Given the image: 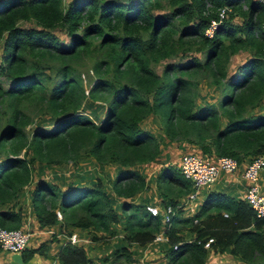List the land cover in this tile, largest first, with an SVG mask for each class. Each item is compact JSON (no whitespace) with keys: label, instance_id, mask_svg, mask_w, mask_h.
<instances>
[{"label":"trees","instance_id":"trees-1","mask_svg":"<svg viewBox=\"0 0 264 264\" xmlns=\"http://www.w3.org/2000/svg\"><path fill=\"white\" fill-rule=\"evenodd\" d=\"M222 5L229 9L213 36H205ZM240 51L247 58L228 73L230 57ZM84 58L90 68L81 73ZM161 61L157 72L152 66ZM200 78L218 90L216 102L202 101ZM95 106L103 107L97 120ZM45 115L48 124L35 122ZM146 117L155 129L141 126ZM161 140L176 151L195 145L206 158L230 155L238 164L264 153L260 0H0L1 226L21 227L18 196L26 190L40 226L62 222L106 241L121 219L128 242L143 244L162 231L166 264H203L208 249L226 248L246 264H264V216L244 198L213 190L193 214L182 215L177 198L192 186L170 161L153 177V190L173 208L168 224L146 210L147 202L125 200L149 188L135 166L157 160ZM78 160L95 168L80 171ZM107 186L123 200L119 211ZM34 252L48 256L45 242L20 251L23 260ZM119 254L130 259L121 246L107 264ZM56 258L90 263L69 242Z\"/></svg>","mask_w":264,"mask_h":264},{"label":"crops","instance_id":"crops-1","mask_svg":"<svg viewBox=\"0 0 264 264\" xmlns=\"http://www.w3.org/2000/svg\"><path fill=\"white\" fill-rule=\"evenodd\" d=\"M148 119L149 122L144 127L155 129L157 126L156 122L152 119V117H148ZM173 146H175V144H173ZM187 149L188 150H183L182 148L179 151H176L172 147L170 150V152H172L170 157L175 158L174 161H170V163L178 166L180 155L185 152H193V149L191 147L187 146ZM166 152L168 151L163 152L161 150L162 154H159L157 160H153L144 164H138L135 166L138 170L143 173L145 180L149 185V188L141 192H137L132 196L125 198V200H130L137 203L147 202L153 204L158 208L159 211H161L163 202L160 200V197L156 193V191L153 190V177L162 162L166 160ZM207 158L213 161L215 157ZM246 160L247 157L238 164L237 169L233 172H228L221 169L218 170L213 183L207 188H198L194 197H198L200 200H203L205 193L208 190H213L217 192H223L234 197L243 198L246 182L241 176V169L243 168ZM262 169H264V167ZM106 170H108L109 173H112L113 166L106 167ZM260 172L258 174L257 184L259 185L260 189L264 191V176L261 177ZM106 190L112 196L113 204L116 205V209L119 211L120 208L118 207V204L123 200L114 196V194L109 190L108 186L106 187ZM188 198L189 197L187 194L177 198V204H182V215H185L187 210H192L194 212L198 208L199 204H195V202H193V204H184V201ZM18 202L21 205L22 213L21 227L27 228L29 226V229L27 228V232L29 234L28 238L30 239H27L26 247H35L40 242H45L46 254H48V256H46L43 255V253L34 252L30 256V258L27 259H30V261H32V264H47L49 261H55L57 263L58 260L56 258V254L59 248L64 243L69 242L68 236L70 233H73L76 237V240L71 244H75L83 248L86 257L90 261L89 264H107L111 260L113 253L116 252V250L119 249V247L121 246L127 248L130 259H128L127 256L124 254H119L115 261L120 264H166V258L164 256L163 251L167 248L168 243L166 240V236L162 233V231L156 233L158 237L155 236L151 241L143 244H138L136 242L131 241L128 242L123 237V221L120 219L118 222L112 224L111 229H114V232L112 233V235L108 236V239L106 241H93L91 240V234L84 228L63 225L62 222H56L55 224L47 226H40L36 218L33 216V211L31 210L29 204L28 192L26 190L24 191V193L22 192L19 194ZM27 214L30 215V218ZM120 214L122 213L120 212ZM183 233L186 236L190 237V234L188 232L184 231ZM9 256V251L0 249V264H8ZM219 263L246 264L240 259H238L236 256L232 255L227 248L221 251L208 249L204 264ZM58 264L60 263L58 262Z\"/></svg>","mask_w":264,"mask_h":264},{"label":"built area","instance_id":"built-area-1","mask_svg":"<svg viewBox=\"0 0 264 264\" xmlns=\"http://www.w3.org/2000/svg\"><path fill=\"white\" fill-rule=\"evenodd\" d=\"M264 4V0H260ZM226 5L217 8L216 15L210 17L207 25L203 29V34L211 37L218 23L224 18ZM238 167V162L233 156L219 155L214 160L192 152H185L179 158L178 170L180 174L191 182L192 190L188 193L189 198H194L196 190L200 187H209L216 178L218 170L233 172ZM264 167V153L258 154L245 162L241 169V176L245 180L244 199L252 208L256 216H264V191L257 184V178L260 170ZM145 208L151 214L160 213L162 220L169 223L173 213L170 204L162 205L161 211L156 206L146 203ZM56 218H61V212L55 210ZM28 232L21 227L6 228L0 225V248L9 252H20L27 243ZM158 237V235H155ZM69 242L73 243L76 237L73 233L68 236ZM211 238H207L203 246L208 248ZM47 264H57L55 261H49Z\"/></svg>","mask_w":264,"mask_h":264},{"label":"rangeland","instance_id":"rangeland-1","mask_svg":"<svg viewBox=\"0 0 264 264\" xmlns=\"http://www.w3.org/2000/svg\"><path fill=\"white\" fill-rule=\"evenodd\" d=\"M65 1L66 0H63V2L65 3ZM21 23V22H20ZM23 24L25 23V22H22ZM26 23H28V22H26ZM57 33H58V35L60 36V37H65V35L61 32V30H57ZM180 53V52H179ZM194 54H196V55H199V53L198 52H194ZM247 56H248V53L246 52V51H240V52H237L236 54H234V55H232L231 57H230V60H229V63H228V73H230V72H232V71H235V69H236V67L241 63V62H243L246 58H247ZM177 57H172V58H170V59H168V60H175ZM162 63H163V61H161V62H157V63H154L153 64V68H155V70L157 71V72H160L161 71V68H162ZM90 61L89 60H87L86 58H84L83 60H81V64H79V65H77V68H78V70L82 73V71H84L85 69H89L90 67ZM90 71V70H89ZM88 75H91L92 76V72H88V74L87 73H84V79L85 80H87L88 79ZM205 78H200L199 79V83H198V94H199V96L202 98V101H208V102H216V97L218 96V90H216V89H213V87L212 86H210V85H208L207 83H206V81L204 80ZM87 86V85H86ZM197 100H200L199 99V97L197 98ZM102 106L101 107H98V106H95L93 109H94V111H95V116H94V119L95 120H97L98 119V115L100 116V113L102 112ZM82 110H85V111H88L89 109H88V107H86V106H83L82 107ZM97 116V117H96ZM150 118V117H149ZM50 119H49V117L48 116H41L40 118H38V119H36L35 120V122H40L41 124H48L50 121H49ZM148 122H149V119H148V117H146L145 119H143V121L141 122V126L142 127H144L146 124H148ZM34 125V123H31L28 127H29V129L31 128V126H33ZM169 142H171V141H164V140H162L161 141V143H160V145H161V148H162V151H169L170 149H171V147H172V143H169ZM173 143H175V142H173ZM187 146L188 145H184L183 146V150H188L187 149ZM192 148H194V150H195V153H197V154H199V155H203V154H206V155H209V154H207V153H202L200 150H199V148L198 147H196L195 145H194V147H192ZM175 158V157H174ZM174 158H170V159H167V160H165V162H169V161H174ZM80 161V162H79ZM78 162H79V164H78ZM78 162H77V164H78V168L80 169V171H81V169L82 170H85V171H91V170H93V168H95V165L94 166H91V164H87V161H81V160H78ZM97 169V168H96ZM264 169H261V172H260V174H261V177H263L264 176ZM221 174H225V173H221ZM91 178L92 179H95L94 177H95V175H101V170H95V175H93V173L91 172ZM46 176H48V173H44V177H46ZM263 183H264V181H263ZM206 189V188H205ZM186 199V198H185ZM194 199V200H193ZM189 202V203H188ZM193 202H195V204L197 203V204H201V202H202V200H200L198 197L197 198H192V199H190V198H188L187 200H185L184 201V204H193ZM199 205H198V207H199ZM190 206V205H189ZM194 212L192 211V210H187V212H186V214H185V216H187V215H189V214H193ZM182 214V213H181ZM28 215V217L30 218V215L29 214H27ZM33 216H34V214H33ZM35 217V216H34ZM31 223V222H30ZM29 227V226H28ZM27 227V228H28ZM23 230H25L26 232H27V230L29 229H27L26 227H21ZM28 239H30V238H28ZM112 240V239H111ZM2 250H4V249H2ZM111 262V261H110ZM124 262V261H123ZM120 264V263H118V262H116V261H114V262H112V264ZM57 264H58V262H57ZM204 264V263H203Z\"/></svg>","mask_w":264,"mask_h":264},{"label":"water","instance_id":"water-1","mask_svg":"<svg viewBox=\"0 0 264 264\" xmlns=\"http://www.w3.org/2000/svg\"><path fill=\"white\" fill-rule=\"evenodd\" d=\"M8 264H32V261L30 259L24 261L20 252H10Z\"/></svg>","mask_w":264,"mask_h":264},{"label":"clouds","instance_id":"clouds-1","mask_svg":"<svg viewBox=\"0 0 264 264\" xmlns=\"http://www.w3.org/2000/svg\"><path fill=\"white\" fill-rule=\"evenodd\" d=\"M70 243V242H69Z\"/></svg>","mask_w":264,"mask_h":264}]
</instances>
